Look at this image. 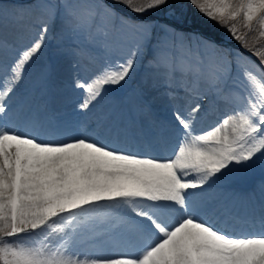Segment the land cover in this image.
<instances>
[{"label": "snow or ice", "instance_id": "snow-or-ice-1", "mask_svg": "<svg viewBox=\"0 0 264 264\" xmlns=\"http://www.w3.org/2000/svg\"><path fill=\"white\" fill-rule=\"evenodd\" d=\"M113 2L135 18L104 0L14 5L11 39L0 4V264H264V202L258 215L239 216L220 188L236 166L264 164V0H188L259 64L211 41L194 52L168 38L167 25L159 37L142 17L169 0ZM54 33L99 39L106 54L72 82L86 115L147 64L176 101L153 139L128 150L118 130L99 138L100 120L83 135L51 138L57 130L20 86ZM209 111L222 116L202 128ZM100 241L116 251L101 254Z\"/></svg>", "mask_w": 264, "mask_h": 264}, {"label": "bare ground", "instance_id": "bare-ground-1", "mask_svg": "<svg viewBox=\"0 0 264 264\" xmlns=\"http://www.w3.org/2000/svg\"><path fill=\"white\" fill-rule=\"evenodd\" d=\"M9 9L8 23L10 30L12 26L17 23L15 17L17 11L12 5H3ZM79 49L84 50V54H78L77 46L73 44L72 38H64L60 40L54 33L48 43V46L42 50L41 54H38L35 64L29 69L27 78L22 82L20 86L21 96L30 103L34 109L35 106L39 108L40 112L47 118L50 126L56 125L57 132L53 140L62 141L71 139L77 132H82V135L86 130H91L96 127L98 120L102 121L101 129L104 132H100V139L106 137L105 128H111L121 132L122 136H126L127 143H122L120 146L127 148L128 150H136L142 148L143 145L153 139L156 133L150 134V137L145 135L142 141L133 142L129 139L130 133L134 129H126L122 131L117 128V125L126 123L129 117L135 116V121H139L143 115L150 116L153 121V116L148 109H144L143 103H153L152 113L159 114L161 117L167 120L170 119L171 110L174 107L176 101H174L168 94L164 85L155 82V78L149 71H140L136 69L132 75V78L123 86H119L118 91H108L107 96L97 108L93 109L90 115H86L78 108V104L82 100V96L79 90H74L72 82L75 78H83L89 75L91 69L99 64H102L106 58V54L101 47L99 39L91 42H84ZM74 55V56H72ZM109 55L118 56L119 53L112 52ZM90 56L95 58V64H86L85 57ZM40 64L43 66L38 67ZM52 66L54 70L49 75L50 77L46 81L43 78L44 70H48L46 66ZM139 67V66H138ZM38 86L35 90L32 88ZM179 91V89H178ZM182 95V92L180 93ZM127 95H130L127 97ZM141 96L140 102L135 106V98ZM46 102V103H45ZM38 103V104H36ZM207 101L204 102V105ZM146 114H145V113ZM203 112V106H202ZM66 116L64 120L63 116ZM84 113L83 117L85 122L89 124V120H95L89 128L82 129L84 126L81 122H78L79 114ZM96 115H93V114ZM111 117H115L116 125L113 127L110 125ZM215 115L217 117H215ZM56 116V119H55ZM108 116L107 119L105 117ZM222 113L219 111H209L203 116L201 123L202 128H207L216 125ZM164 121V123H166ZM128 124H126L127 126ZM83 126V127H82ZM119 127V126H118ZM143 127V124H140ZM142 132V128L137 131ZM67 133H73L65 138L60 136H66ZM76 134V135H75ZM138 139V136L136 137ZM144 142L143 144H140ZM236 171L226 176L220 185L223 196L226 200L227 206L231 208L235 214L242 215H258L260 211V205L264 202V164L257 161L255 164L249 162L247 166H236ZM227 171V170H225ZM98 251L103 255H112L116 249L110 244H106L102 241L98 242Z\"/></svg>", "mask_w": 264, "mask_h": 264}, {"label": "rangeland", "instance_id": "rangeland-1", "mask_svg": "<svg viewBox=\"0 0 264 264\" xmlns=\"http://www.w3.org/2000/svg\"><path fill=\"white\" fill-rule=\"evenodd\" d=\"M110 1V0H109ZM170 1V0H169ZM28 2H30V0H0V4H2V5H4V4H6V5H12V6H14V5H20V4H24V3H28ZM104 2H106V0H104ZM171 2V1H170ZM107 3V2H106ZM108 4V3H107ZM184 7H188V3H186L185 5H184ZM118 11V10H117ZM118 12H120V11H118ZM156 12V11H155ZM121 13H123V12H121ZM123 14H125V13H123ZM125 15H127V14H125ZM164 15H167L168 17H169V20L170 21H174V19H178L177 18V16L175 15V14H173V15H171L170 13H169V11H168V13H164L163 14V16ZM189 21L186 23V25H188L190 22H193V23H197V22H195L194 20H198L199 22H198V24H205V25H207L208 27H211L212 26V24H214L215 22L214 21H211V20H209L208 18H206L205 16H203L202 14H200L195 8H194V10H193V12L191 13V15L189 16ZM187 19V18H186ZM144 20H147V21H150L151 23H153L154 25H156L157 27H156V29H155V31L157 30V28L159 27V26H163V25H167L170 29H174L175 30V32L173 33V34H170V36L168 37V38H170L172 41H180V42H182L185 46H187V47H190L191 49H192V47L195 49V50H200V51H204V49H203V47H202V44H201V41L202 40H199L200 38H196L194 35H189L188 37H185L184 38V36H183V34L179 31V28H177V26L176 25H172L170 22H159L157 19H155V18H152V19H144ZM183 20V19H182ZM184 21V20H183ZM182 23V22H181ZM159 29H160V31H158V36L159 37H161V38H165V33L162 31V29H161V27H159ZM12 35H13V32L10 30V32H9V38L11 39L12 38ZM251 36L252 35H250V40H251ZM25 38L27 39V36L25 35ZM203 39V38H202ZM73 40V44L75 45V46H80L81 44H83L84 42H91V41H88V40H86V39H84L83 37H81V38H79V39H72ZM203 41H211L209 38H204L203 39ZM211 42H213V41H211ZM214 44H216L215 42H213ZM227 43V44H226ZM216 45H218L219 46V48L221 49V50H228L229 52H231V53H242L241 51H239V50H237V49H239V47L240 48H242L241 47V44L239 43V42H233V43H229L228 44V42H224V43H222V44H216ZM244 49V48H243ZM247 50V49H246ZM247 51H249V50H247ZM250 52V51H249ZM251 53V52H250ZM244 55V54H243ZM72 56H74V55H72ZM245 56V55H244ZM255 59L257 60V61H259L258 60V58L257 57H255ZM254 59V60H255ZM258 64H259V62H257ZM44 64H40L38 67H40V66H43ZM47 67V69L48 70H44V74L45 75H43V78L44 79H48L50 76V74H51V72L54 70V68L52 67V66H46ZM136 69H139L140 71H149L148 70V66H147V64L145 63V64H143V65H141V66H139V67H137ZM118 88H120L119 87V85H117V86H111L110 87V91H114V92H116V91H118ZM34 89V87L32 88V90ZM109 95V94H108ZM128 96H130V95H127V97ZM140 98H141V96H137L136 98H135V106H137L138 105V103L141 101L140 100ZM25 100L27 101V98H25ZM27 103L30 105V103L27 101ZM46 103V102H45ZM37 104V103H36ZM153 103H150V105H152ZM154 105V104H153ZM34 109H37V110H40L39 108H37V106H35V108ZM145 113V112H144ZM146 114V113H145ZM83 115H85L84 113H80L79 114V118L77 119V121L78 122H81L82 124H83V126H85V127H83L82 129H85V128H89L90 127V125H92V123H95V120H89V124L88 123H84V121H85V118L83 117ZM93 115H96L95 113L93 114ZM109 117H110V120H108L107 122H111L110 123V125L111 126H115L116 125V120H115V117H111V115L110 114H107ZM60 116H63V115H60ZM108 116H106L105 117V119H107L108 118ZM164 117V116H163ZM63 118H64V120H59V121H65V119H66V117H64L63 116ZM134 119H135V116L134 117H129V120L126 122V123H122L121 125H117V128H119V129H121L122 131L124 130V128L126 127V129H128V128H130V129H135L134 127V124H133V121H134ZM140 120H141V122H143V128L145 129V131L143 132L144 134L142 135H136L135 134V132L136 131H132L131 133H130V136H129V139L130 140H135L136 142H140V141H142V139H143V137L145 136V135H147V137H150L151 135L150 134H153V133H155V131H156V129L158 128V126L159 125H161L160 123H158V122H155L154 123V121H152V120H150L148 117H147V115H143V116H141L140 117ZM126 124H128L127 126H126ZM93 126V125H92ZM119 126V127H118ZM115 128V127H114ZM116 129V128H115ZM98 131H100V132H104V130L103 129H99ZM83 132V131H82ZM138 133V132H137ZM78 134V133H77ZM138 136V139H136V137ZM109 139H110V137H108ZM140 144H143V142L142 143H140Z\"/></svg>", "mask_w": 264, "mask_h": 264}, {"label": "trees", "instance_id": "trees-1", "mask_svg": "<svg viewBox=\"0 0 264 264\" xmlns=\"http://www.w3.org/2000/svg\"><path fill=\"white\" fill-rule=\"evenodd\" d=\"M170 1H169L168 5L161 7L160 9L156 10V12L153 11V12L147 13V14H145V16H155L158 18L163 17V19H164L163 14L168 13V11H169V13H173L177 16V18L179 19V23L184 22V21H185V23L188 22L190 19L189 16L193 12L194 7H192L189 4L188 0H170ZM110 2L113 3L114 6H116V7L122 8L124 10H128L122 4H116L113 2V0H110ZM186 3H188V7H184V5ZM132 14H134V13H132ZM194 21L197 23L190 22L189 24L191 26H193L194 28L201 30L205 34H209V35L213 36L217 40H229L232 42H237L236 40H234L232 38V36L230 35V33L227 32L226 29L219 26L217 23H214V24H212L211 27H208L205 24H198V22H199L198 20H194ZM250 35H252L251 36V39H252V37L255 36V33H251Z\"/></svg>", "mask_w": 264, "mask_h": 264}]
</instances>
